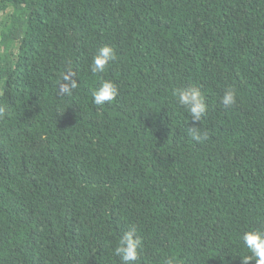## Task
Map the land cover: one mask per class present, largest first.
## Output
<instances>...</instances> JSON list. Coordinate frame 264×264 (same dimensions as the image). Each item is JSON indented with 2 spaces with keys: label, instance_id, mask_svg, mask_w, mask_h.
Returning <instances> with one entry per match:
<instances>
[{
  "label": "trees",
  "instance_id": "trees-1",
  "mask_svg": "<svg viewBox=\"0 0 264 264\" xmlns=\"http://www.w3.org/2000/svg\"><path fill=\"white\" fill-rule=\"evenodd\" d=\"M0 108V264H122L133 227L135 264H242L264 231V0H0Z\"/></svg>",
  "mask_w": 264,
  "mask_h": 264
},
{
  "label": "clouds",
  "instance_id": "clouds-1",
  "mask_svg": "<svg viewBox=\"0 0 264 264\" xmlns=\"http://www.w3.org/2000/svg\"><path fill=\"white\" fill-rule=\"evenodd\" d=\"M116 53L109 45L98 47L91 58V71L95 74L104 73L107 67L115 59ZM76 87L73 81L71 86L66 88L70 92ZM119 94L118 86L111 80L103 79L98 87L92 90L93 103L98 106H103L105 103L113 102ZM236 91L234 88H227L221 97V104L225 108H229L236 103ZM173 96L177 98L180 106H183L191 115L193 121H201L207 111L205 97L199 87L190 86L186 88H177L173 91ZM4 111L0 108V114ZM189 135L194 141L205 142L209 139L207 131H201L200 127H189ZM244 247L250 253L242 257V264H250L254 261L255 264H264V231L260 229L249 230L243 233L240 237ZM142 248L141 238L136 234V229L133 227L119 238L117 246L114 249V255L120 257L122 264H135L138 261L140 250ZM165 264H177L175 256L169 257Z\"/></svg>",
  "mask_w": 264,
  "mask_h": 264
}]
</instances>
